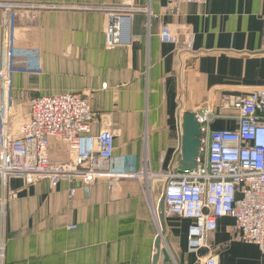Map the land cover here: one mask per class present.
<instances>
[{
	"label": "crops",
	"instance_id": "0c3cea01",
	"mask_svg": "<svg viewBox=\"0 0 264 264\" xmlns=\"http://www.w3.org/2000/svg\"><path fill=\"white\" fill-rule=\"evenodd\" d=\"M2 1L55 5L14 16L42 54L38 72L13 73L17 117L29 115L37 95H88L96 113L92 133L114 127V163L139 172L113 185L104 178L27 185L14 177L6 188L0 182V196L18 194L0 215L3 263L154 264L159 253L157 264H203L218 253L219 264H264L257 244L233 240L230 216L219 219L210 247L190 249L192 220L165 215L160 193L162 174L172 165L181 170L183 113L203 117L211 109L209 130L235 128L236 111L227 102L264 86V0ZM127 2L136 8L129 13L131 40L110 48L105 8ZM8 17L0 7V53ZM164 26L172 40L161 38Z\"/></svg>",
	"mask_w": 264,
	"mask_h": 264
},
{
	"label": "built area",
	"instance_id": "2783aa9c",
	"mask_svg": "<svg viewBox=\"0 0 264 264\" xmlns=\"http://www.w3.org/2000/svg\"><path fill=\"white\" fill-rule=\"evenodd\" d=\"M169 1L180 5L204 4L208 0ZM54 6L0 0V7L9 15L0 53V182L6 188L14 177L23 179L27 185L46 178L73 181L104 178L113 185L121 177L136 176L139 172L114 163L117 131L112 126L92 133L95 112L88 95L80 92L39 95L31 99L29 115L22 120L17 117L13 73L23 64L37 65L41 50L34 45H18L14 16L17 9ZM105 10L106 45L111 48L130 41L129 13L136 8L127 2ZM160 36L163 40L173 39L168 26L163 27ZM227 106L236 111L235 128L209 130L205 124L216 115L211 109L203 117L198 114L204 125L197 166L181 170L176 166L163 174V212L192 220L188 236L192 250L210 247L208 240L217 230L219 219L230 216L234 218L233 240L255 243L263 251L264 86L230 99ZM61 145L66 146L67 156L53 158L52 148ZM75 190L71 188V195ZM17 195L10 190L0 196V215L4 214L8 200ZM3 255L2 243L0 264H4ZM203 264H219V254H209Z\"/></svg>",
	"mask_w": 264,
	"mask_h": 264
},
{
	"label": "water",
	"instance_id": "95a60500",
	"mask_svg": "<svg viewBox=\"0 0 264 264\" xmlns=\"http://www.w3.org/2000/svg\"><path fill=\"white\" fill-rule=\"evenodd\" d=\"M204 123L200 120L198 112L186 111L180 117V129H181V143L179 147V167L185 168H196L197 159L201 154V137H202V126ZM178 152V153H179ZM171 171L174 170L172 165ZM162 209H164V199L162 198ZM156 246L160 249L161 237H158ZM159 259V253H156L154 257V264H157Z\"/></svg>",
	"mask_w": 264,
	"mask_h": 264
},
{
	"label": "rangeland",
	"instance_id": "374dc122",
	"mask_svg": "<svg viewBox=\"0 0 264 264\" xmlns=\"http://www.w3.org/2000/svg\"><path fill=\"white\" fill-rule=\"evenodd\" d=\"M2 2H4V1H2ZM115 6H118V5H115ZM2 9H4V8H2ZM22 9H17L16 12L17 11H20ZM4 11H7V10L4 9ZM5 24H6V22H4V27H5ZM13 27H15V35H16V39L18 40L17 43H18L19 46H28V45H34V46H36L37 45L36 44L37 39L36 38H33V37H30V36L26 35V33H24L23 31H21L20 26L17 25L16 21H14ZM105 29H106V26H105ZM105 36H106V30H105ZM41 56H42V54H41ZM41 56H40V59L38 61H36L37 65L36 64H34V65H28L29 67H27L26 65L23 64L22 68L25 69L26 71L30 70V71H33V72H38L41 69V65H42V58H41ZM38 63H39V65H38ZM18 70H21V69L20 68L16 69V71H18ZM37 96H39V95H37ZM65 147L66 146L61 145V146H58L57 148H52L53 158H55V159H57V157L59 159L60 158L61 159L65 158L67 156V150H65ZM55 153H57V154L55 155ZM164 174H166V173H164ZM162 176H163V174H162ZM160 189H161V192L160 193L162 195L163 194V188H162V186H160Z\"/></svg>",
	"mask_w": 264,
	"mask_h": 264
}]
</instances>
